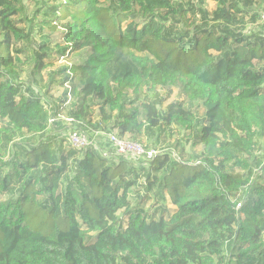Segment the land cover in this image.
Instances as JSON below:
<instances>
[{
	"label": "trees",
	"instance_id": "1",
	"mask_svg": "<svg viewBox=\"0 0 264 264\" xmlns=\"http://www.w3.org/2000/svg\"><path fill=\"white\" fill-rule=\"evenodd\" d=\"M40 1L0 0V264H264L263 0Z\"/></svg>",
	"mask_w": 264,
	"mask_h": 264
},
{
	"label": "rangeland",
	"instance_id": "2",
	"mask_svg": "<svg viewBox=\"0 0 264 264\" xmlns=\"http://www.w3.org/2000/svg\"><path fill=\"white\" fill-rule=\"evenodd\" d=\"M38 1L41 2L40 0H38ZM43 1L45 3H47L48 1H52V0H43ZM26 5H28L26 8V11L28 14H31L33 11H35L37 9V6H40L39 3L37 5H35L33 2L30 4H26ZM207 8L209 11H213L216 8V5H215V3L208 1L207 2ZM263 11H264V0L262 2H259L258 7L255 9V12L258 14L263 12ZM38 18L40 19L41 16H38ZM63 26H64V24H61V23L56 24V26H53V27L43 26V28L40 30V33L35 35V40L33 41L34 42L33 46H36V43L43 42L45 44H48L51 51H54L53 55L51 57L54 59L51 62V64H52L51 69L52 70L58 69L61 65H66V64L74 63V62H80L82 60L83 56L85 55V53H83V52H81V54L80 53H76V54L74 53V54H68L67 58H65L64 56H60L59 54H57L55 52L58 49L57 46L59 44H62L61 35L63 32ZM244 29H245L244 32L247 33L254 28L252 26H250L249 24H247ZM30 52L31 51H29V50L25 51V54L21 55L19 59L24 60L25 56L28 55ZM25 69H27V67ZM23 75L25 76V72ZM42 75H43L44 80L47 79L45 72ZM22 78L24 79V77H22ZM39 89L41 90L40 87H38L36 90L39 92ZM65 90H66V87L53 86V87H51L48 96L50 97L51 101H53V103H54L57 101V98L62 97ZM179 100H182L181 95L178 93V91L176 89H172V92L170 93L165 104H168V103L173 102V101H179ZM198 113L201 115V113H202L201 108H198ZM62 116H65V113H62ZM93 117H94V119H97V112L96 111L94 112ZM49 122H50V120H49ZM167 135H169V134H167ZM128 137L129 136H124L123 138L126 141L133 142V140L129 139ZM173 140L174 139H170L169 143L170 144L174 143ZM153 141H154V139H152V141H149L148 139L144 138L142 140V143H139V145H141L143 147V149H146V148L152 146ZM136 143H138V142H136ZM263 143H264V140H263ZM164 144L167 147L168 143H164ZM163 146H164L163 144H159V146L157 148H149V149H147V151H154V153L157 155V154L161 153ZM192 149H193V152L199 153L201 146H195ZM188 150L190 151V149L187 147V151L182 155H179L178 150H177L174 152L172 158H175L177 160H186L188 158V155H187ZM125 158L133 161L137 166L139 165V162L142 161V159H138L139 157H130L129 156V157H125ZM149 204L150 203L147 202L146 207H148ZM167 207H169V209H172V207L170 205H167Z\"/></svg>",
	"mask_w": 264,
	"mask_h": 264
},
{
	"label": "built area",
	"instance_id": "3",
	"mask_svg": "<svg viewBox=\"0 0 264 264\" xmlns=\"http://www.w3.org/2000/svg\"><path fill=\"white\" fill-rule=\"evenodd\" d=\"M260 23L264 25V11L260 13ZM52 122V120H50ZM110 145L117 155H125L130 157L146 156L152 157L154 151H145L141 145L135 142L126 141L124 138H119L115 134L108 135ZM69 145L75 149H83L92 143L87 135L73 130L67 137Z\"/></svg>",
	"mask_w": 264,
	"mask_h": 264
}]
</instances>
